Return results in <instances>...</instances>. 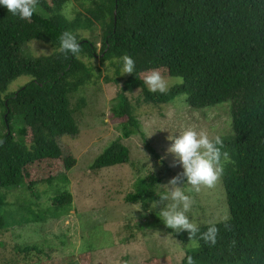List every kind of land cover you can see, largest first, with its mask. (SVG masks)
<instances>
[{"label": "trees", "instance_id": "1", "mask_svg": "<svg viewBox=\"0 0 264 264\" xmlns=\"http://www.w3.org/2000/svg\"><path fill=\"white\" fill-rule=\"evenodd\" d=\"M70 2L78 7L68 16L64 9ZM95 27L101 33L100 47L97 40L82 36ZM64 31L81 37L79 58L57 52ZM32 40L51 45L53 53L27 56L22 50ZM123 54L136 61V74L113 80L123 81L111 105L114 117H127L121 122L123 138L140 127L127 97L136 89L153 106L168 105L181 95L192 109L231 102L230 134L222 138L234 163L225 165L221 177L229 217L216 222L217 244L200 241L194 247L187 231L163 227L184 246L191 245L185 257L191 255L196 264H264V0H39L31 21L0 7V209L7 207L11 188L33 190L47 184L55 193L45 213L55 219L70 213L68 174L78 160L64 138L80 136L77 115L86 104L80 94L99 84L96 61L114 68V58ZM153 68L182 77L183 84L167 94L148 92L142 74ZM20 76L30 80L11 91ZM122 137L95 156L91 170L129 162ZM158 180L138 178L125 202L146 203ZM33 214L34 220L46 218ZM10 226L8 217L0 215V231ZM201 226L205 230L207 225ZM16 254V264H95L91 249L60 257L51 248L40 252L31 244L17 247ZM137 264L172 263L168 255H155Z\"/></svg>", "mask_w": 264, "mask_h": 264}, {"label": "rangeland", "instance_id": "2", "mask_svg": "<svg viewBox=\"0 0 264 264\" xmlns=\"http://www.w3.org/2000/svg\"><path fill=\"white\" fill-rule=\"evenodd\" d=\"M74 7H78L77 4L70 2L64 13L70 16ZM82 36L97 40L100 47L98 27ZM32 41H36L39 57L53 53L51 45ZM22 51L34 58L28 43ZM95 66L101 72L99 84L85 87L80 94L86 102L77 115L80 136L74 140L64 138L78 160L68 174V187L73 196L72 210L59 219L50 218L45 213L51 207L55 193L47 184L36 185L33 190L21 186L6 191L7 207L0 209V215L8 217L11 226L7 231H0V262L16 264L19 262L17 247L36 244L40 252L51 248L60 257H72L91 249L95 264H137L155 255H168L172 264H182L186 250L191 247L190 244L184 246L166 231L158 213L148 212L149 202L159 199L155 192L152 199L142 204L141 210V203H127L124 198L132 191L138 178L153 176L159 179L153 189L156 190L158 185L167 184L182 172L179 165L171 166L172 156H166L171 143L167 139L169 132L166 128L195 124L210 135H229L231 102L192 109L186 102V95H181L168 105L153 106L145 104L141 90L136 89L127 93V97L140 127L137 133L123 138L121 122H125L127 117L118 119L111 113L112 101L122 90L123 81L114 82V77L104 74L112 68L110 63L102 64L98 59ZM29 80L26 76L18 77L10 85V90H16ZM118 137H122V143L129 149V162L91 170L95 156ZM162 157L166 158L160 163ZM223 190L220 178L215 187H202L199 192L192 193L196 201L192 215L201 225L229 217ZM32 212L46 218L34 220ZM157 219L159 224L155 223Z\"/></svg>", "mask_w": 264, "mask_h": 264}, {"label": "clouds", "instance_id": "3", "mask_svg": "<svg viewBox=\"0 0 264 264\" xmlns=\"http://www.w3.org/2000/svg\"><path fill=\"white\" fill-rule=\"evenodd\" d=\"M38 4L39 0H0V7L23 21H31L38 11ZM81 41L78 33L64 31L58 37L56 50L65 56L79 58L82 53ZM35 43L36 41H29L28 47L34 58H39L40 52L36 50ZM114 63L115 67L104 73L106 76L116 78L124 74H136V61L132 56L123 54L114 58ZM142 80L147 91L153 94H167L175 85L183 84L182 77L172 79L157 68L145 71ZM166 130L169 132L167 139L171 142L166 156L170 154L173 158L171 166L179 165L182 172L167 184L158 185L153 190L159 199L149 202L148 212L158 213L162 223L173 233L187 231L192 246L199 247L200 241L205 245L215 246L219 234L217 223L209 222L206 229L202 230L201 224L192 215L196 203L192 193L199 192L202 187H215L224 173L225 165L234 161L229 152L224 150V140L219 134L210 135L206 129L195 124H180ZM165 158L162 157L160 163ZM143 203L139 205V210ZM158 207L159 211H156ZM223 219L226 221L228 217ZM185 258L186 264H196L191 255H186Z\"/></svg>", "mask_w": 264, "mask_h": 264}]
</instances>
